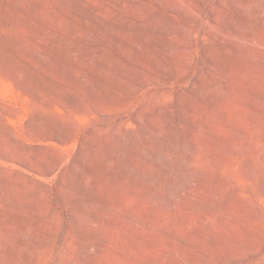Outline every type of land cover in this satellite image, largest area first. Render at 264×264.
Returning <instances> with one entry per match:
<instances>
[{
	"label": "rangeland",
	"instance_id": "rangeland-1",
	"mask_svg": "<svg viewBox=\"0 0 264 264\" xmlns=\"http://www.w3.org/2000/svg\"><path fill=\"white\" fill-rule=\"evenodd\" d=\"M0 264H264V0H0Z\"/></svg>",
	"mask_w": 264,
	"mask_h": 264
}]
</instances>
